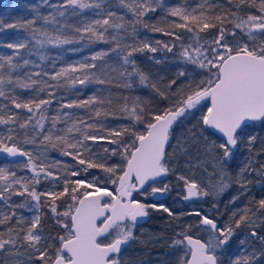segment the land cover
Returning a JSON list of instances; mask_svg holds the SVG:
<instances>
[{"label":"snow or ice","instance_id":"1","mask_svg":"<svg viewBox=\"0 0 264 264\" xmlns=\"http://www.w3.org/2000/svg\"><path fill=\"white\" fill-rule=\"evenodd\" d=\"M161 3L162 0L156 4L153 0H131L124 6L133 19L125 23L124 17L107 12L106 18L81 21V26L72 27L74 33L80 34L78 37L52 34L46 27L38 28L35 24L38 19L44 25H56L59 23L57 17H66L69 8L73 10L71 15L77 16V9H99L100 3L66 0L63 4L52 5L56 9L54 14H38L36 19L26 23L4 25L0 22V31L5 27L27 30L30 41L38 48L77 43L85 36L90 43L114 42V47L110 50L99 51L91 57H86L87 63L79 62L59 69L50 77L55 81L54 84L32 79L33 75L40 76L41 72L30 73L28 82L13 78L12 72L30 63L27 59H23V64L14 62L22 50L28 49L29 41L21 40L7 44L6 47L13 49L14 55L0 56V97L10 100L15 109L25 110L30 114L21 118L17 113L4 112L3 109L7 108V105L0 106V125L30 129L32 133L29 138L26 131L24 138L19 139L17 127H8L5 133L0 134V153L11 157H27V164L22 167L33 174L31 178L17 177L14 171L0 168V201L11 209L12 204L9 201L13 196H27L34 202L31 208L37 213L29 220L18 218L14 226H8L16 212H0V227H6L7 231V238L0 232V252L11 254L23 249L28 253L30 260L39 261L40 264H120L122 247L136 239L137 223L148 217L150 210L163 211L169 217L177 218L178 214L172 209L164 204L149 202L148 198L164 195L171 190L161 178L167 177L173 171L171 157L166 151L173 125L180 117L193 115L195 110L204 112L198 130L203 139L222 134V142L211 141L208 145L209 152L219 151L218 163L223 164L232 159L241 144L246 143L249 152H252L257 137L251 134L249 122H264V0H228L235 10L210 15L205 14V4L198 6L199 12L197 9L188 10L183 7L168 9V15L178 17L181 21L172 22L170 28L192 33L194 43L181 45L180 56L186 63L195 66L192 72L196 69L202 70L198 75L203 78L197 81L191 80L185 72L179 73V76L185 77L181 84L186 82V90L178 85L175 79L163 88L158 87L147 73L137 67L134 55L145 51L155 53L156 47L147 42L122 43L125 37L120 33L122 31L126 35L129 34V28L135 41L137 25L172 36L175 40L182 39L179 33L166 31L144 20L148 13L156 12ZM213 7L220 6H208L209 13H212ZM241 11L245 14L240 15ZM113 17H116V22ZM228 25L232 27L229 28ZM66 27L69 25L60 24L56 31L62 33ZM110 29L114 33L111 36L108 35ZM210 29L215 30L211 33V39L201 37L200 33ZM235 29L247 36L248 41L252 42L251 46L248 42L241 43ZM228 36L233 39L228 40ZM156 43L161 44V41ZM162 47L171 52L175 45L164 43ZM29 53L32 54L31 49ZM111 53H116L118 61H123L119 67L110 64L106 59ZM40 59L45 60L47 57L40 55ZM98 61L100 63H97ZM5 66L7 72L4 71ZM124 66H131L132 70L128 71ZM113 73L125 77V82L117 86L126 88L132 87L131 77H138L140 84L150 87L162 99L169 100V106L153 111L143 106L139 98L121 97L116 102V110L131 123L111 127L103 123H89L77 113L63 112V109H85L87 114L96 120L101 116H115L114 100L110 92L104 97L92 95L83 100L63 103L57 114L51 117L48 115V108L53 103L55 91L48 92L49 99L22 100L14 94L16 88L28 90L37 84L41 85L36 90L37 93L45 89L76 88L77 85H106L115 79ZM79 94L81 93L78 91L76 95ZM170 97L175 99L171 100ZM205 101L210 103L203 104ZM48 121L51 126L46 129L45 124ZM60 123H64L66 127L58 129L56 126ZM204 131L208 132V136H203ZM37 137L47 146L59 147L61 154L71 157L75 164L61 166L58 162L44 163L40 156L33 157L32 152L21 147L24 144H35ZM88 141H106L115 147H103L104 155L100 156V150L93 152ZM261 145L260 151L264 152V138L261 139ZM111 157L117 159L109 163ZM61 167L62 179L61 175L48 170H60ZM90 169H98L104 175L93 174V178L89 179ZM250 170L257 169L253 168L251 163L246 164L235 181L241 190H246L251 182L246 181L244 177V173ZM259 174L264 176V164L260 165ZM49 177L60 181L62 190L57 191L59 185L53 184L51 189L38 192L36 186L42 179ZM178 179L183 182L185 192L182 199L185 201L215 197L225 191L232 182L223 169L219 183L213 188L206 189L183 175ZM109 185L113 187L109 188ZM42 197L48 199L42 201ZM65 197L67 200L60 211L58 209L61 205L56 201L64 200ZM140 197H143V200ZM238 198L234 197L230 202L235 203ZM28 203L26 200L16 207H25ZM249 204L251 206L233 211L229 220L219 223L199 210L187 212L186 215L199 218L188 224V228L203 229L208 233V237L206 240L194 239L186 231L177 233L172 246L184 253L178 256V264H224L221 257L233 243L236 230L242 226L250 229V238L262 247L259 256L252 250L235 259L233 264H255L257 259L264 257V198L259 199L256 204L249 201ZM41 207H47L55 218L54 222L65 230L64 235L56 238L59 245L55 248L49 243L51 236L41 227Z\"/></svg>","mask_w":264,"mask_h":264},{"label":"trees","instance_id":"2","mask_svg":"<svg viewBox=\"0 0 264 264\" xmlns=\"http://www.w3.org/2000/svg\"><path fill=\"white\" fill-rule=\"evenodd\" d=\"M66 0H0V22L4 25L14 24V23H26L29 20L36 19L37 15L47 16L54 14L56 9L52 5H60L65 3ZM91 3H100L101 7L90 8L83 11L76 10L79 12V15L72 16L71 8L68 9V14L66 17H57L59 21L56 25H44L41 20L37 19L35 27H46L52 34H61L66 36L78 37L80 34L74 33L72 27L81 26V21H93L96 19L106 18L107 12H114L117 16L124 17V22L133 19L131 13L124 6L126 3H130L131 0H89ZM153 3H160V0H153ZM205 4L204 9L205 14H218L222 11L235 10L233 5L228 3V0H162V3L157 7V11L154 13H148L144 17L145 21L149 23L156 24L158 27L164 28L166 31L171 30L179 33L181 40H175L172 36L164 35L161 32L150 31L142 26L137 25V31L135 32V41L132 39L131 28H129V34H125L121 31L120 35L125 37V40L122 43H135L147 42L153 47L157 48L155 53L145 51L143 53H136L134 59L136 61L137 67L147 73L151 81L157 83L158 87L163 88L168 82L175 79L178 85H181L182 88L186 90L185 84H181V81H185V77L179 76L177 69L183 67L181 72H185L191 80L197 81L202 79L198 73L202 70L196 69L195 72H192L195 66L188 64L180 56L181 45L187 46L188 44L194 43L192 39V33H189L181 29H171L170 24L172 22H181L178 17H173L168 15V9L173 7H183L188 10L197 9L199 12V5ZM219 5L220 7H213L212 13H209L207 8L208 6ZM251 11V10H245ZM244 11L240 12V15H244ZM149 18H151L149 20ZM113 21L116 22V17H113ZM66 23L69 27L63 29L62 33L57 32L56 30L60 27V24ZM231 28V25H228ZM102 31V30H101ZM214 29H210L208 32L200 33L201 37H208L211 39V33L214 32ZM235 31L244 37L245 41H248L246 35L240 33L238 29ZM113 30H109V36L113 35ZM21 40L29 41L28 49L22 50L16 58L17 63L23 64V59H27L30 63L17 71L12 72L13 78H20L21 80L28 82V76L30 73L41 72L40 76H32L33 80L37 81H47L49 84H54L55 81L51 80L50 77L54 75L59 69L68 67L70 65L78 64L79 62L87 63L86 57H91L99 51H107L114 47L113 43H101L95 42L90 43L87 36L83 40L72 43L65 44L60 47H54L48 45L44 48H38L33 41H30L29 33L25 29L21 28H7L5 27L3 31H0V56L8 57L13 56V49L6 47L7 44H14ZM156 41H161V44H157ZM249 42V41H248ZM164 43L175 45L171 52H168L162 47ZM29 49L32 50V54L29 53ZM40 55H45L47 59L41 60ZM108 62L112 65L119 67L123 61L119 60L116 57V53H111L109 57L106 58ZM159 61V63H157ZM97 63H100L99 61ZM34 65H38L34 66ZM131 71V66H124ZM5 72L8 71L7 66L4 69ZM191 73V75H189ZM79 73H77L78 75ZM115 79L111 81L110 84L98 85V84H89L87 87L77 85L76 88H58V89H45L43 92L37 93V89L41 86L40 84L34 85L32 89L24 90L20 88L15 89V95L19 99H49L48 92L55 91V96L52 97L53 103L48 108L49 117L57 114L63 103L71 102L73 100L79 99L83 100L92 95L99 96H108L109 92L112 94L114 100L113 110L116 111L115 116H109L107 118L101 116L99 120H96L94 117H91L90 114H87L85 109H63V112L77 113L82 116L89 123H103L111 127L126 126L131 123L128 119L124 118L122 113H119L116 110V102L120 100L121 97L139 98L143 106L147 107L149 110L163 109L169 106V100H164L157 95V93L152 90L150 87L140 84L138 77H131L130 82L132 84L131 88H126L121 85L125 82V77L119 76L118 73L112 74ZM12 87V86H9ZM173 87H176L173 85ZM81 94L76 95L77 92ZM171 100H174V97H170ZM203 104H206L203 102ZM203 104L201 107H203ZM7 105V108H4V112H14L17 113L21 118L30 115L25 110L15 109L10 100L0 97V106ZM204 112L195 110L193 115H189L187 118L180 117L177 122L173 125L172 135L178 130L183 131L185 134L195 135L200 126V118ZM178 122H181L180 126ZM50 121L46 122V129L50 127ZM8 127H17L9 125H0V134L5 133ZM58 129L65 128L64 123L57 124ZM251 134L257 137V142L253 147L252 152L248 150V145L241 144L238 145V149L234 152V157L229 160L227 163L229 175L232 179V182L229 185L228 190L223 194V196L218 200L216 207H210V210H213L212 217L219 223L229 220L233 211H237L240 208L245 206H251L249 201L252 204H256L259 199L264 198V176L259 174L260 165L264 164V152H261L260 149L261 139L264 138V122H255L249 125ZM28 132L29 138L32 133L31 130H23L17 127V136L19 139L24 138V133ZM98 135L104 133H96ZM215 139H219L214 135ZM170 142V141H169ZM89 145L93 148V152L99 151V155L103 156L102 152L103 147H115V145H109L106 141H100L94 143L88 141ZM24 149L29 152H32L33 156H40L41 160L44 163L51 164L53 162L68 164L72 162L69 156H64L59 151V147L52 148L42 143L39 137L36 138L35 144H24L21 145ZM70 151V150H69ZM71 158V157H69ZM117 157H111L109 163ZM184 161L188 162L189 159L183 158ZM27 160L12 162L7 156L0 153V168H7L9 171H14L17 177L26 175L28 178L32 177V172L28 169L25 171H20L15 167V165L26 164ZM252 164V167L257 169L256 171H248L244 173V177L251 182L248 183L246 190H241L238 183H236L237 177L240 175L242 168L246 164ZM52 168L48 169L51 170ZM91 173L94 172L99 176L104 174L98 169H90ZM173 175L170 173L168 175L167 183L170 187V191L164 194L158 204H164L165 206L172 209L175 213H179L178 217L171 219L163 211L150 210L148 217L143 218L145 222L150 223V227L157 232L159 237V243L154 246L147 247L144 253L133 252L131 253L130 264H178V256H182L184 253L181 252L178 248H174L173 241L177 238V233H180L182 230L186 231L188 235L195 236V227L191 229L188 228V224L194 223L199 218L194 216L186 215L189 210H177L175 208L176 202L184 203L185 200L182 199L183 185L181 182L177 181L172 182ZM41 184V183H40ZM39 184V185H40ZM39 185L36 186L37 191L39 192ZM59 190H62L61 188ZM234 197H239L235 200V203H231ZM44 200L43 197L41 198ZM31 201L30 197L24 196H13L9 201L12 204V208H7L3 201H0V212L10 213L11 211L16 212V216L12 218V223L8 226H14L15 220L18 218H24L29 220L24 212L23 207H16L18 204H23L25 201ZM67 200L64 199L63 202ZM60 201V200H59ZM57 202V201H56ZM60 210V208L58 209ZM62 211V209L60 210ZM39 212L42 213L41 217V227L43 228L46 234L51 236L50 244L53 248L59 245L58 239L60 235L65 234V230L57 225L54 221L55 218L50 213L47 207H41ZM176 222V223H174ZM180 223L176 225L177 223ZM260 231L261 229H257ZM0 232L4 233V238H7L6 227H0ZM248 234L250 229L242 226L241 229L236 230V236L233 238V243L225 252L224 256L221 257L224 264H233V261L241 256H244L248 253H242L241 249V239L242 237L238 236V233ZM250 236V235H249ZM196 237V236H195ZM201 238V237H200ZM202 239V238H201ZM257 242V241H256ZM258 243V242H257ZM132 244V245H131ZM140 246V239L136 238L129 242V246L125 249V252L133 250L135 247ZM186 252V249H185ZM259 256V254H257ZM6 259V253L0 252V264H4ZM32 264H40L39 261H33ZM255 264H264V257H260L256 260Z\"/></svg>","mask_w":264,"mask_h":264},{"label":"rangeland","instance_id":"3","mask_svg":"<svg viewBox=\"0 0 264 264\" xmlns=\"http://www.w3.org/2000/svg\"><path fill=\"white\" fill-rule=\"evenodd\" d=\"M237 35L240 38L241 43L248 42L244 40V37H242V35L238 33ZM227 39L232 40L233 38L231 36H228ZM248 43L251 46L252 42H248ZM183 67L185 66H182L180 70L178 68L177 73H180ZM205 103L209 104L208 101H205ZM180 124L181 122H178L179 126ZM198 130L195 135L185 134L183 131L177 130L171 136L169 147L166 149V151L169 153L171 157V167L173 169V171L171 172V174L173 175V179L171 181L176 182L177 180L181 182L183 185V182L178 179L179 176L183 175L188 179L195 180L197 183L201 184L206 189L213 188L220 181L221 169H223V172L230 177L227 166L229 160L225 161L223 164L218 163L219 151L214 150L212 152H209L208 145L211 141L220 143L222 142V140L215 139L214 135L210 136L207 140H205L201 137L200 131ZM203 136H208V132L204 131ZM183 158H187L189 159V161L186 162L184 161ZM69 159L71 160V158L68 157V160ZM71 161L72 162H68V164L74 165L75 161L73 160ZM37 162L39 163L40 161ZM59 164L61 166L63 165V163H59ZM15 167L20 171H25V169H27V168H23L22 165H15ZM50 171L54 172L57 175H61L62 167L60 170L56 168H52ZM93 174L96 173L94 172L91 173V171L89 170L88 178L89 179L93 178ZM20 177H27V176L24 175ZM62 178L63 177L61 175V179ZM169 182L170 181L167 180L164 183L167 184ZM53 184L59 185V187H57L56 189L57 191H59L60 188L62 189V185L60 184V181H54L51 177H49L46 180L45 179L41 180V184L39 185V191L51 189ZM158 186H162V185H158ZM108 187L111 188L113 186L109 185ZM228 188L215 197L195 199L192 201H186L185 203L178 201L176 202V204H174L175 208L180 211L185 209L189 211L199 210L202 213L208 214L210 217H212L213 210H210L211 209L210 207L217 206L218 200L223 196V194L228 190ZM183 194L184 191H182V196ZM43 199L45 200L48 198L43 197ZM64 199H66V197ZM33 203H34L33 201L29 202L25 207H23L24 212L26 213L28 219H31L33 215L37 214L36 211L31 208V205ZM56 203L58 205H61L60 210L61 209L63 210V205L65 204V202H63V200H60L57 201ZM177 214L179 215V213ZM171 219H173L174 221L175 218H171ZM193 219H195V217H193L192 220ZM178 224L180 223L178 222L176 225ZM195 232H196L195 236L201 237L204 240H206L208 237V233L203 229L197 230L196 228ZM135 236L136 238L140 239V246L135 247L133 250H129L125 253H122L120 264H130L131 253L135 251L140 252V254L144 253L147 250L146 249L147 247L154 246L157 245V243H159L158 241L159 237L157 232H155V230H153L150 227V223L145 222L144 219L138 221L137 227L135 229ZM238 236L242 237L241 249H240L242 253H250L252 250H255L256 255L259 254V250L262 247L260 243H257L255 240L251 239L248 234H241L240 232L238 233ZM132 241H130V243H132ZM33 261L35 260H30L28 258V253L23 249H21L18 252H12L11 254H6V259L4 264H32Z\"/></svg>","mask_w":264,"mask_h":264},{"label":"water","instance_id":"4","mask_svg":"<svg viewBox=\"0 0 264 264\" xmlns=\"http://www.w3.org/2000/svg\"><path fill=\"white\" fill-rule=\"evenodd\" d=\"M210 103V102H209ZM255 122H260V121H255ZM255 122H249V125L252 124V123H255ZM216 137H218L220 140H222V134H215ZM2 155H5L7 156V158L12 161V162H18V161H23V160H26L27 157H20V156H17V157H11V156H8L6 153H1ZM161 180L164 182L167 180V177H162ZM143 219V218H142ZM141 219V220H142ZM140 221V220H139ZM193 237V236H192ZM194 239H200V238H197V237H193ZM101 239H104L103 237H101ZM129 246L126 245V246H123L122 247V251H121V254L124 252V250ZM120 254V255H121Z\"/></svg>","mask_w":264,"mask_h":264},{"label":"flooded vegetation","instance_id":"5","mask_svg":"<svg viewBox=\"0 0 264 264\" xmlns=\"http://www.w3.org/2000/svg\"><path fill=\"white\" fill-rule=\"evenodd\" d=\"M167 180H168V176H167ZM167 180H166V181H167ZM166 181H164V182H166ZM164 182H163V183H164ZM183 191L185 192L184 188H183ZM162 196H163V195H159V196H156V197H149L148 200H149V202H154V203H157V204H158L159 201L161 200ZM140 199L143 200V197H140ZM185 202H186V201H185ZM185 202H184V203H185ZM193 237H195V236H193ZM196 237H197V236H196ZM197 238H200V237H197ZM200 239H201V238H200ZM124 251H125V250H124Z\"/></svg>","mask_w":264,"mask_h":264}]
</instances>
